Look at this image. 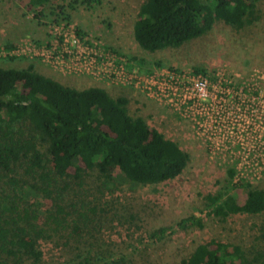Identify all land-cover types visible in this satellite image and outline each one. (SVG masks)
Wrapping results in <instances>:
<instances>
[{
	"label": "rangeland",
	"instance_id": "374dc122",
	"mask_svg": "<svg viewBox=\"0 0 264 264\" xmlns=\"http://www.w3.org/2000/svg\"><path fill=\"white\" fill-rule=\"evenodd\" d=\"M144 1L92 0L88 4L84 0H51L40 6L31 5L30 0H0V47L28 40L48 45L53 40L54 25H73L83 37L100 40L127 59L144 60L143 64L129 61L141 71L154 70L157 67L153 64L162 62L160 67L204 68L210 84L218 89H226L230 76L237 81L234 86L245 88L247 95V88H264V0L258 1L253 22L244 27L217 21L207 34L156 52L142 49L134 37V24L141 17ZM56 6H64L69 19L52 13ZM30 62L38 72L67 86L83 89L98 83L51 69L37 57L0 59V66L22 68ZM122 92L117 86L110 90L114 97ZM125 96L130 99L132 115L143 116L150 127L177 141L190 154L189 166L178 177L157 184L135 185L123 179L119 169L113 172L116 182L111 187H101L97 171L89 170L81 171L78 180L82 183L75 178H68L71 184L61 181L63 204L75 209L79 228L74 233L71 227L54 235L51 232L52 238L41 240L46 264H70L79 255L97 253L103 257L102 264H178L198 244L212 239L240 244L250 255L264 250V212L233 214L221 220L205 205L207 194L227 184L231 168L235 169L234 182H251L264 189V127L254 120L255 112L247 113L251 120L247 129L242 119L228 118L226 112L215 113L217 120H204L205 125L199 126L134 88ZM70 173L74 175L75 168ZM245 192L241 186L236 189L238 202L243 203ZM15 197L20 210L27 209L38 223L46 220L43 212L54 208L55 196L49 198L46 189L33 195L20 191ZM79 211L87 218H80ZM193 214L203 226L180 228L179 222ZM72 219L68 218L70 222ZM161 228H166L165 233L154 236Z\"/></svg>",
	"mask_w": 264,
	"mask_h": 264
},
{
	"label": "trees",
	"instance_id": "16d2710c",
	"mask_svg": "<svg viewBox=\"0 0 264 264\" xmlns=\"http://www.w3.org/2000/svg\"><path fill=\"white\" fill-rule=\"evenodd\" d=\"M49 1L30 0V4L42 6ZM258 1L146 0L134 24V37L147 52L180 47L207 34L217 21L240 28L252 23ZM52 10L69 19L64 6ZM5 45L13 47V43ZM130 60L144 63L137 57ZM195 70L206 73L204 68ZM129 102L127 96L114 97L103 87L67 86L38 72L33 62L22 68L0 66V264H46L41 240L70 227L73 233L78 231L75 209L63 204L61 181L75 178L82 183L81 171L89 170L97 171L101 187H111L116 182L113 172L119 169L123 179L135 185L157 184L178 177L189 166L190 154L150 127L143 116L132 115ZM234 174L235 169H229L227 184L205 196L208 212L221 220L264 212V189L251 182H234ZM240 186L246 189L243 203L236 195ZM41 189L49 198L54 195L55 203L43 212L46 220L38 223L27 209L20 210L15 196ZM78 214L87 218L82 211ZM178 225L202 227L203 222L193 214ZM165 231L161 228L153 235ZM79 256L70 264H102L98 253ZM178 264H264V250L250 255L240 244L212 239L198 244Z\"/></svg>",
	"mask_w": 264,
	"mask_h": 264
},
{
	"label": "built area",
	"instance_id": "2783aa9c",
	"mask_svg": "<svg viewBox=\"0 0 264 264\" xmlns=\"http://www.w3.org/2000/svg\"><path fill=\"white\" fill-rule=\"evenodd\" d=\"M66 26L54 25L53 40L48 45L40 46L28 40L10 48L0 47V59L37 57L51 69L73 77L84 76L108 85L132 87L199 126L205 125L204 120L211 123L217 120L213 117L215 113L226 112L228 118L232 115L242 119L247 129L251 122L247 113L254 111V120L264 127V93L257 104L258 95L253 94L259 87L247 88V95L245 88L234 86L233 76H230L226 89H218L217 85L210 84L207 74L190 68L158 67L151 72L141 71L131 67L124 55L106 47L100 40L83 37L75 26ZM219 92L226 97L220 96ZM242 109L244 113H241ZM261 155H264L262 149Z\"/></svg>",
	"mask_w": 264,
	"mask_h": 264
},
{
	"label": "crops",
	"instance_id": "0c3cea01",
	"mask_svg": "<svg viewBox=\"0 0 264 264\" xmlns=\"http://www.w3.org/2000/svg\"><path fill=\"white\" fill-rule=\"evenodd\" d=\"M93 86L103 87L110 93V90H112V86L114 85H108L105 83L102 84L101 82H98L96 85H93ZM117 87L123 90L122 94L119 93L118 95H126V93H128V91L132 89V88L129 89L128 87H125V86H117Z\"/></svg>",
	"mask_w": 264,
	"mask_h": 264
},
{
	"label": "flooded vegetation",
	"instance_id": "af4514ba",
	"mask_svg": "<svg viewBox=\"0 0 264 264\" xmlns=\"http://www.w3.org/2000/svg\"><path fill=\"white\" fill-rule=\"evenodd\" d=\"M232 79H233V80H232L233 84H235V82H237V81L235 80V77L233 76ZM263 93H264V88H258V90H254V91H253V94L258 95V101L256 102V104L261 102V97L263 96Z\"/></svg>",
	"mask_w": 264,
	"mask_h": 264
}]
</instances>
